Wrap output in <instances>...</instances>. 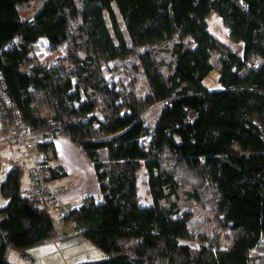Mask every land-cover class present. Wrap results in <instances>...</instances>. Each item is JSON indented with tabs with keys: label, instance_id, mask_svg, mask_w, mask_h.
Instances as JSON below:
<instances>
[{
	"label": "trees",
	"instance_id": "obj_1",
	"mask_svg": "<svg viewBox=\"0 0 264 264\" xmlns=\"http://www.w3.org/2000/svg\"><path fill=\"white\" fill-rule=\"evenodd\" d=\"M211 10L242 53L211 32ZM214 67L220 89L204 83ZM0 70L26 126L45 136L43 161L56 157L57 134L93 161L100 195L62 220L108 256L75 264H264V0H0ZM50 168V179L66 174ZM24 171L14 161L0 181V264H20L8 246L57 235L53 197L25 189ZM195 207L228 230L193 229Z\"/></svg>",
	"mask_w": 264,
	"mask_h": 264
},
{
	"label": "rangeland",
	"instance_id": "obj_2",
	"mask_svg": "<svg viewBox=\"0 0 264 264\" xmlns=\"http://www.w3.org/2000/svg\"><path fill=\"white\" fill-rule=\"evenodd\" d=\"M208 27L212 33L218 36L221 40L227 43L230 46H235L239 48V44L236 40L232 39L229 35L228 26L222 21L218 13L214 10H211L207 15ZM240 44H242V40H239ZM141 48H143L141 46ZM39 53L44 59L46 57V53L50 51L47 49L46 40L41 38L39 43ZM130 60H136L135 53L130 55ZM219 71L217 67H214L210 70V72L205 76L204 83L208 86L209 89H220L222 87L221 83L218 80ZM136 92L139 94H144L149 90V84L146 78L145 73L140 70L138 72V79L135 85ZM160 110V103L153 105L146 113V122L151 126L154 125V122L157 119L158 113ZM1 126V125H0ZM2 138V131L0 127V140ZM150 139V135H146L144 137V141L148 143ZM6 147H16L26 152L24 148L18 147L13 143H3L0 141V181L6 177L9 169L12 167V162L10 159V152L13 153L12 149H7ZM10 154V155H9ZM26 155L27 152H26ZM106 155V149L101 150V156L104 157ZM29 156V155H28ZM32 159L30 157L25 159L26 165H30ZM27 170L25 169L22 185H25ZM138 185H139V193L140 198L143 203H148L152 201V197L148 190L147 183V174L145 170V166H141L139 168V177H138ZM1 193V190H0ZM2 194V193H1ZM7 203V202H6ZM58 223V222H56ZM59 224V223H58ZM191 227L195 230H206L210 231L213 228V231L220 232L223 234L228 230V226L214 220L212 223L207 222L204 219L203 212L199 208H193L192 216H191ZM59 233L62 234V239L56 243H52L53 238L49 239L51 243L45 245L38 246H29L25 248H18L14 246H8L7 248V256L9 260L15 261L20 264H75L79 261H85L90 259H100L108 256V253L95 245L89 239L85 238L80 233L74 230V227H70L69 230L60 229L58 227H62L60 225H56ZM63 226L62 228H65ZM69 232L68 235L64 234L65 232ZM58 234V232H57ZM181 241H187L186 239H182ZM194 242H198L194 240ZM198 244V243H197Z\"/></svg>",
	"mask_w": 264,
	"mask_h": 264
},
{
	"label": "crops",
	"instance_id": "obj_3",
	"mask_svg": "<svg viewBox=\"0 0 264 264\" xmlns=\"http://www.w3.org/2000/svg\"><path fill=\"white\" fill-rule=\"evenodd\" d=\"M45 39V38H43ZM46 40V39H45ZM239 44V48L231 46L234 50L242 53L244 49V43ZM51 139L54 141L56 149V157L50 161L51 164H61L66 170V174L61 177L50 179L51 186L53 188V200L55 203L58 202H72L75 201L77 204L88 195H100V188L95 172V167L93 161L86 153V151L81 147V144L74 140L67 134H57L52 136ZM7 143V142H3ZM7 149H12L13 153L10 152V159L13 164L14 161L21 163L24 168L27 170L25 189L29 186V171L30 167L33 164L34 159L29 155H26V152H23L16 147H6ZM30 157L32 159L30 165H26L25 159ZM8 198L0 193V206L6 204ZM152 202V201H150ZM148 202V203H150ZM57 225H60L57 223ZM66 226L65 228L58 227L60 229L69 230L70 227H73L70 223L64 222L62 225ZM75 230V228H74ZM53 238L52 243H56L62 239V234L59 233ZM69 232H65L68 235ZM51 243L50 240L36 244L34 246H40Z\"/></svg>",
	"mask_w": 264,
	"mask_h": 264
},
{
	"label": "built area",
	"instance_id": "obj_4",
	"mask_svg": "<svg viewBox=\"0 0 264 264\" xmlns=\"http://www.w3.org/2000/svg\"><path fill=\"white\" fill-rule=\"evenodd\" d=\"M263 61L261 55L256 54L249 58L248 63L253 68H258ZM0 127L2 138L0 141L13 143L24 148L34 161L29 171L28 189L37 198L53 197V188L50 183V162L43 161L44 152L38 143L45 139L42 132L30 130L24 121L21 111L7 92V84L0 70ZM77 202H58L52 210L57 216V222L63 224L62 217L70 213L71 207Z\"/></svg>",
	"mask_w": 264,
	"mask_h": 264
}]
</instances>
